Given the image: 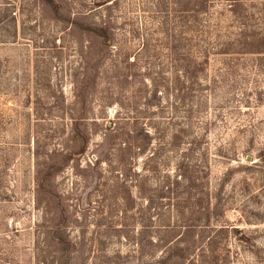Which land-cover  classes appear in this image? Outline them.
<instances>
[{
	"label": "rangeland",
	"instance_id": "374dc122",
	"mask_svg": "<svg viewBox=\"0 0 264 264\" xmlns=\"http://www.w3.org/2000/svg\"><path fill=\"white\" fill-rule=\"evenodd\" d=\"M0 264H264V0H0Z\"/></svg>",
	"mask_w": 264,
	"mask_h": 264
}]
</instances>
